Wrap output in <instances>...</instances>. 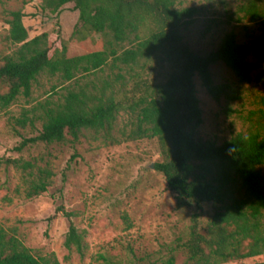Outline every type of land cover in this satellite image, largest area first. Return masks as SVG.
Wrapping results in <instances>:
<instances>
[{
	"label": "trees",
	"instance_id": "16d2710c",
	"mask_svg": "<svg viewBox=\"0 0 264 264\" xmlns=\"http://www.w3.org/2000/svg\"><path fill=\"white\" fill-rule=\"evenodd\" d=\"M177 2L42 0L43 9L55 13L74 4L84 29L112 39L100 51L73 58L68 56L61 31L30 40L23 12L11 13L6 41L19 48L0 66V109H8L21 96L30 98L34 83L43 74L71 85L58 102L40 104L43 129L37 137L25 139L18 151L37 144H76L87 130L111 133L120 114L130 112L137 117L143 136L159 140L163 162L155 168L177 196L179 207L195 208L188 238L180 240L161 264H180L181 256L182 264H227L258 258L264 255V135L240 134L220 146L204 139L195 84L198 76L217 103L237 101V91L228 84L217 85L211 68L224 63L240 82L250 83L257 69L249 61L253 50L230 33L216 52L208 56L194 53L184 44L181 28L198 10L179 8ZM244 10L253 21L264 20V0H246ZM158 63L170 71L160 85L140 74L152 72ZM107 66L119 72L114 81L104 83L101 92L77 90L80 77ZM124 71L131 74L135 86L119 94L117 84L127 81ZM23 169L32 171L34 165L26 163ZM52 176L51 171L39 169V180L29 190L28 199L47 193ZM242 191L245 198L239 196ZM208 209L212 214L205 221ZM59 214L70 223L66 248H75L84 256V236L74 224L73 214L64 206L56 217ZM0 264L61 263L55 254L34 256L16 231L0 224Z\"/></svg>",
	"mask_w": 264,
	"mask_h": 264
},
{
	"label": "rangeland",
	"instance_id": "374dc122",
	"mask_svg": "<svg viewBox=\"0 0 264 264\" xmlns=\"http://www.w3.org/2000/svg\"><path fill=\"white\" fill-rule=\"evenodd\" d=\"M177 3L179 8L198 10L181 28L184 44L194 53L208 56L228 34L235 33L240 44L252 47L249 61L257 66L250 83L240 82L224 63L212 66L215 83L237 91L239 99L233 102L217 103L201 79L195 78L203 112L201 136L220 146L240 134L264 135V20L253 21L245 13L246 0ZM19 11L25 15L30 40L61 31L70 58L100 51L112 40L84 29L74 4L55 13L44 10L42 0H0V66L19 48L6 41L10 14ZM118 72L107 66L80 77L77 90L99 93ZM169 72L158 63L152 72L140 74L160 85ZM123 74L127 81L117 84L119 94L135 86L131 74ZM70 86L59 77L43 74L34 83L30 98L21 96L8 109H0V224L16 231L34 256L55 254L61 264H161L180 240L188 238L195 208L179 207L177 196L155 168L163 162L159 140L139 132L135 115L123 111L111 133L87 130L76 144H37L17 150L25 139L41 133L40 104L58 102ZM26 163H32L34 169L24 171ZM39 169L52 172L50 188L42 196L28 199L29 190L39 180ZM239 196L245 198V191ZM62 206L73 214V222L84 236V256L75 248H66L70 223L62 214L56 217ZM211 214L208 209L205 221ZM179 263H183L182 256ZM227 264H264V255Z\"/></svg>",
	"mask_w": 264,
	"mask_h": 264
},
{
	"label": "water",
	"instance_id": "95a60500",
	"mask_svg": "<svg viewBox=\"0 0 264 264\" xmlns=\"http://www.w3.org/2000/svg\"><path fill=\"white\" fill-rule=\"evenodd\" d=\"M152 168H154V165L152 166Z\"/></svg>",
	"mask_w": 264,
	"mask_h": 264
}]
</instances>
